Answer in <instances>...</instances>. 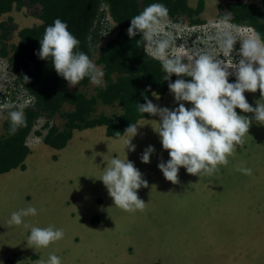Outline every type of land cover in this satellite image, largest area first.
<instances>
[{
    "label": "rangeland",
    "instance_id": "1",
    "mask_svg": "<svg viewBox=\"0 0 264 264\" xmlns=\"http://www.w3.org/2000/svg\"><path fill=\"white\" fill-rule=\"evenodd\" d=\"M186 1L187 5L188 1L191 2V0ZM240 1L259 4L258 0ZM195 2L196 0L193 3ZM228 2L230 0H203L202 10L198 16L178 15L176 20L181 21L186 28L193 24L191 20L195 18L201 20L198 23L201 33L198 37L189 38V40L186 38L179 40V44L176 45L187 49L193 46L194 41L200 45L201 41L207 40L211 46L210 32L207 30L209 21L219 22L223 18L219 16V13L227 15L226 10L218 9L216 4ZM138 3V6L142 8V0H138ZM194 4L189 5L194 6ZM28 11L27 8L12 9L0 16V21L7 23L10 18L8 25L13 28L8 39L3 41L5 43L3 49L6 53H2L0 49V132L2 136L7 135L5 122L8 120V110L3 106L6 103L22 102L27 106L32 104V97L18 86L19 80L8 63L13 50L12 46L19 38L17 31L40 23L38 19L29 17ZM102 22L105 31L110 28L111 23L113 24L111 16L107 14ZM184 25L181 27L184 28ZM238 29L242 35L250 32L243 27ZM191 32L192 29L188 28V33ZM1 45L2 43L0 47ZM99 46L100 43L95 47L96 49H91L90 59L101 68L95 61ZM239 47L240 43L237 41L235 48L238 50ZM233 57L238 61L237 52L233 53ZM220 58H224L222 54ZM235 80V75L229 76V82H235ZM66 84L69 90L83 92L88 98L92 96L90 94H93V89L101 87L91 83L90 80L85 86L78 84L70 87L68 81ZM244 95L248 103L255 107L256 102L252 100V92L245 91ZM154 99V104L160 107L174 109L178 106L169 89L163 96H159V99L156 96ZM183 103L187 108L192 107L190 102ZM71 106L63 103L61 113L57 112L51 118L41 116L34 119L30 135L38 132L40 136L36 135L39 138L29 140L41 139L43 137L41 132L45 125H54L60 129L64 122L61 114L66 110L70 111ZM118 111L116 106L101 105L96 102L94 113L111 115ZM236 111L244 115L242 110L237 108ZM249 118L252 119V123L248 134L244 137L245 142L242 146H237L232 157H228L229 163L226 166L220 165L219 170L213 174L199 176L189 174L184 167H180L179 182L175 184L168 181L158 168L161 160L166 162L170 158L168 151L162 147L160 137L154 131V128L158 126L159 117L151 115L150 118L140 119L136 123L138 124L136 140L138 142L143 140L140 143L147 147L153 146L155 151L150 159L157 157L140 168L142 178L148 182V186H142L137 190L139 198L145 202V207L142 211L135 212H126L115 206L113 198L109 196L107 188L99 179L107 166V161L111 159L109 142L108 138L104 137L103 125H100L102 128L97 131L93 128L95 132L90 137L87 133L81 132L80 141L71 139L61 148L47 146L50 152L57 153L55 162L50 163L47 157L43 159L37 153L34 160L24 164L26 168L24 172L11 169L0 177V264L9 263L5 260H10L11 264H31L35 260L46 261L50 253L61 257L62 264H99L95 259L98 254L102 258H117L122 264L127 263L126 259L134 258H136L135 264L150 262L177 264L187 260L197 261V264H264V250L261 253H255L257 247L260 249L262 243L264 244V168L258 162L264 161V129H258L259 123L253 119V116ZM251 159L257 165L254 162L251 163ZM242 167L251 168L252 174L245 175L238 171ZM18 170L22 171L19 168ZM66 198L73 199L72 202L77 199L72 205L73 209L91 210L92 203L93 210L98 212L103 209L109 212L111 229L106 230L102 224L101 228L94 230L95 234L88 233L85 225L74 222V217L62 206ZM29 206L37 209V215L24 217V223L29 225L32 223L33 226L36 223L37 227L41 222L46 223L45 227L61 226L64 232L63 238L47 248L30 246L27 239L30 229L25 228L23 224L20 226L8 224L12 212ZM222 212L232 216L227 233L217 229V215ZM113 216L117 217V221L113 219ZM238 219L242 222L238 223ZM106 232H112L108 236L113 237L116 243L124 242L117 245L112 253L101 251L103 246L99 248L100 251L94 246L96 243L94 235L100 237ZM117 233H119L118 236ZM227 240L232 241L229 247L226 244ZM211 241L216 242L218 247L227 253L228 258L219 251L214 252L218 255L214 257L212 250L209 249ZM38 261L35 264H38Z\"/></svg>",
    "mask_w": 264,
    "mask_h": 264
},
{
    "label": "clouds",
    "instance_id": "2",
    "mask_svg": "<svg viewBox=\"0 0 264 264\" xmlns=\"http://www.w3.org/2000/svg\"><path fill=\"white\" fill-rule=\"evenodd\" d=\"M103 9L106 18V14L110 13L107 7ZM219 16L223 17L219 22L213 20L208 24L211 46L207 40L201 41L200 45L194 41L193 46L187 49L177 46L179 40L198 37L201 30L198 23L192 22L186 28L181 21L170 18L169 9L163 3L146 6L131 18L127 29L130 38L140 33L145 54L161 63L165 73L163 80L169 81V91L178 103L177 107L169 109L145 97L146 102L137 105L140 113L159 117L154 131L170 158L166 162L161 160L158 168L173 184L179 182L180 167H184L189 174L199 176L213 174L219 170L220 165L226 166L229 163L228 157L234 154L237 146L244 143L252 123L250 116L264 124V103H261L264 97V38L251 25L232 22L231 15L219 13ZM183 25L184 28L181 27ZM110 26L114 29V22ZM238 27L250 32L242 35ZM188 28L192 29L190 34ZM237 41L240 43L238 50L235 48ZM79 44V39L69 31L67 23L56 18L53 24L45 28L37 54L41 59L51 58L55 71L68 81L70 87L78 85L85 77L91 83L102 86L104 72L86 53L76 50ZM234 52L239 56L238 61L234 60ZM221 54L223 59L220 58ZM173 74L178 77L174 82L171 81ZM231 75H235V82H229ZM184 77L191 79L186 80ZM24 79L27 82L29 78L25 76ZM258 89L260 96L254 94ZM245 91L252 92L255 107L248 103ZM151 96L153 100L154 96L159 99L154 91H151ZM257 97H260L259 100H254ZM183 102H190L192 107H185ZM106 105L116 106L119 110L117 102ZM3 107L8 110L9 135H15L19 128L27 126L24 112L26 103H6ZM237 108L244 115L238 114ZM94 110L90 118L97 116ZM137 125L129 124L124 132V147L129 151H135L136 146L131 141L138 134ZM116 134L121 135L119 132ZM35 137L31 134L25 139L28 150L30 146L27 144L33 142L29 139ZM154 151V147L149 145L142 153V162L149 163ZM238 171L245 175L252 174L251 168L242 167ZM99 179L113 198L115 206L126 212L144 209L145 202L139 198L137 190L142 186L147 187L148 182L142 178V173L133 162L114 156L107 161ZM29 215H37V209L29 206L12 212L8 224H23L29 228L30 246L47 248L63 238V229L52 225L37 227L24 223L23 218ZM38 264H62V261L61 257L50 253L46 261L40 260Z\"/></svg>",
    "mask_w": 264,
    "mask_h": 264
},
{
    "label": "trees",
    "instance_id": "3",
    "mask_svg": "<svg viewBox=\"0 0 264 264\" xmlns=\"http://www.w3.org/2000/svg\"><path fill=\"white\" fill-rule=\"evenodd\" d=\"M259 4L244 3L240 0H230L225 4H218V9L226 10L234 23L244 22L258 31L264 38V0ZM140 8L138 0H0V16L10 10L29 9L28 15L40 21L39 24L23 27L17 31L18 41L12 46V53L8 58L11 70L18 78L19 83L33 98L32 104L24 109L27 126L18 129L15 135H9V120L5 122L6 136H0V174L13 168L24 169L23 160L29 152L25 139L30 135L34 119L41 116L51 118L60 112L63 103L70 104L71 110L61 116L64 122L60 129L54 125H45L41 135L43 142L54 148L65 146L72 137L73 130L85 129L96 125H103L108 137L119 138L129 124L147 118L151 115L138 111V103L144 104L145 97L153 100L151 91L163 96L168 88L169 81L163 80L165 75L161 63L144 52L141 34L137 33L130 38L127 29L131 18L139 14L146 6L152 3H163L169 9V17L176 20L178 15L187 17L199 15L203 0H197L195 8L188 7L186 0H142ZM103 7H107L114 22L105 31L102 19L105 16ZM60 18L68 25L69 31L79 39L77 51H83L89 57L91 49L99 43L95 57L104 72L105 84L97 87L90 98L85 93L69 90L66 80L57 74L51 58L41 59L38 56L40 40L45 28ZM201 20L195 18L193 23ZM8 18L0 21V49L4 51L5 43L13 30ZM96 49V48H95ZM29 79L25 82L24 77ZM178 77L173 74L171 81ZM190 80V77H184ZM90 79L85 77L80 86H85ZM260 96L259 89L254 92ZM260 97L255 99L259 100ZM96 102L111 104L117 102L119 111L111 116L101 112L96 117L89 115L95 109ZM154 103V102H153ZM261 103H264L262 97ZM61 113V112H60ZM119 132L121 135H117ZM39 136V133L37 132ZM28 145V144H27ZM151 264H160L153 262Z\"/></svg>",
    "mask_w": 264,
    "mask_h": 264
},
{
    "label": "crops",
    "instance_id": "4",
    "mask_svg": "<svg viewBox=\"0 0 264 264\" xmlns=\"http://www.w3.org/2000/svg\"><path fill=\"white\" fill-rule=\"evenodd\" d=\"M188 2L191 5L194 4L193 3L194 0H191V2L190 1H188ZM191 5H189V6L192 7V8H195L196 2L194 4V6H191ZM217 5L218 4H216V6ZM29 17L33 18L32 16H29ZM34 23H36V22H34ZM37 24H39V23H37ZM161 100H163V98ZM150 117H147V118H150ZM142 119H146V118H142ZM93 128H95V131H97V130H99V128H102V127H100L99 125H96L94 127H89V128H85V129H75V130H73L72 137L68 141H71V139L80 141L79 139L82 138L81 137V132L87 133V135L90 137L95 132V131H93ZM258 129L259 130L260 129H264V124H260L259 123ZM0 136H2L1 135V132H0ZM104 137L108 138V142H109V157L110 158H113L114 156H117V157H119L121 159H123V158L126 159L127 158L129 161L133 162L134 165H136V168L139 169V171H140V168L141 167L147 165V163H144L141 160L142 153L147 148V146H145V145H143V144L140 143L143 140H139L140 142H138V140H136V136H134L132 138V141L131 142H132V144H134L136 146L135 147V150H137V152H132V151H129L127 148L125 149V147H124V139L126 138L124 136V134L121 137H119V138L108 137L106 135V129H105V126H104ZM36 138H39V137L36 136ZM88 141L89 140L87 138V142ZM244 142H245V140H244ZM81 143L83 144L82 141H81ZM28 146H30V147H29V153L27 154V156L24 159V164L25 165L27 164V162H30V161L34 160L36 158L37 153H39L42 156L43 159L47 157V159H48V161L50 163H52V161L55 162L56 159H57V156H56L57 153L50 152L48 150V148H47L48 145L45 144L41 139H39V140L36 139L32 143L28 144ZM112 148H115V149H112ZM251 156L252 157L254 156L253 151H252ZM156 157L157 156H155V158ZM155 158H153V159H155ZM153 159H150V160H153ZM250 161H251V163L254 162V160H252V159ZM258 162H260L261 163L260 166L264 168V161L263 160H260ZM254 164L257 165L255 162H254ZM13 170H17L19 172H24L26 170V168L24 167V169L22 171L18 170V168H15ZM4 175H5V173H1L0 174V177H3ZM217 194L221 196L220 193H217ZM66 195H68V194H66ZM72 200H70L69 198H66L65 201H63L62 206L69 211V214L72 217H74V220H73L74 222H80V223H82V224L85 225V230L88 233L95 234V231L94 230L98 229L100 226H102V224H103V227L106 230H110L111 229V227H110V216H109V212L103 211V209H101L98 212L95 211V210H93L92 203H91V206H90V209L91 210H87L86 211V210H81V209H73L72 208V205L75 203V201L77 199H75L73 202H72ZM44 213H45V211H44ZM44 213H43V215H44ZM217 216H218L217 229L218 230H224L227 233V231L229 230V227H230L229 220L232 218V216L229 215V213H226V212L219 213ZM113 219L115 221H117V217L116 216H113ZM237 222L240 223V222H242V220L241 219H238ZM45 224L46 223L41 222V224H39L38 227H45ZM30 225L33 226L32 223H30ZM35 226H36V223H35ZM57 228L62 229L61 226H58ZM155 230H157L156 227H155ZM111 233L112 232H106V233H104L100 237H96L94 235L95 242H96L94 244V246H95V248L98 251H100L102 249L101 251H103V252L104 251H108V252H111L112 253V250H115V248H116L117 245L124 244L123 241H119L118 243H116L114 241L113 237L108 236ZM116 235L118 236L119 233H117ZM231 243H232L231 240H227L226 241V244H227L228 247L231 245ZM101 246H103V247L101 249H99ZM209 249L212 250V254H213L214 257L218 256V255H215L214 252L215 251H219V252H223L224 253V257L225 258H228L227 257V253H225L224 251H222L218 247V245L216 244V242H214V241L211 243ZM124 250H125V245H124V248H123V252H124ZM262 250H264V244L263 243H262V246H261L260 249L257 247L255 253L256 254L261 253ZM95 259H97V261H98L99 264H122L121 262H119V260L117 258H102L100 254H98L97 255V258H95ZM126 260H127V263L126 264H129V263H134L135 264L136 263V258H134L133 260H129V259H126ZM7 261H9L8 264H11V261L10 260H5V262H7ZM37 261L38 260L32 261L31 264H35V263H37ZM149 264H151V262ZM177 264H197V261L187 260V261H184L182 263H177Z\"/></svg>",
    "mask_w": 264,
    "mask_h": 264
},
{
    "label": "bare ground",
    "instance_id": "5",
    "mask_svg": "<svg viewBox=\"0 0 264 264\" xmlns=\"http://www.w3.org/2000/svg\"><path fill=\"white\" fill-rule=\"evenodd\" d=\"M18 86L21 87L22 89H24L20 83H18ZM24 90L27 91L26 89H24ZM27 92H28V91H27ZM28 94H29V93H28ZM32 101H33V98H32ZM42 131H43V130H42ZM31 132H32V131H31ZM35 135H37V134H35Z\"/></svg>",
    "mask_w": 264,
    "mask_h": 264
}]
</instances>
